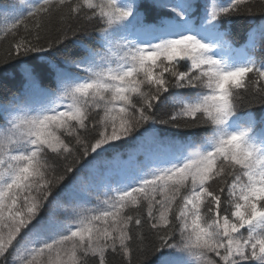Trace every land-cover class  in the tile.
Here are the masks:
<instances>
[{
	"label": "snow or ice",
	"instance_id": "snow-or-ice-1",
	"mask_svg": "<svg viewBox=\"0 0 264 264\" xmlns=\"http://www.w3.org/2000/svg\"><path fill=\"white\" fill-rule=\"evenodd\" d=\"M252 5L0 4V264H264Z\"/></svg>",
	"mask_w": 264,
	"mask_h": 264
},
{
	"label": "trees",
	"instance_id": "trees-1",
	"mask_svg": "<svg viewBox=\"0 0 264 264\" xmlns=\"http://www.w3.org/2000/svg\"><path fill=\"white\" fill-rule=\"evenodd\" d=\"M10 2H16L18 3L19 0H0V4H5V3H10ZM253 9L255 12L256 8H259L261 6H264V3H262V0H253ZM258 15V13H257ZM233 25H232V32L235 35L236 38L239 36H242L244 33L245 29L248 27V18L247 16H241V17H236L233 18ZM2 35V33H0ZM4 47V42L0 41V49ZM261 47H264V44H260L257 50V55L259 56V49ZM8 72H12L13 69H8ZM20 86V76L17 73L15 77L13 76H8L7 78L3 77L2 74H0V92H3V90L8 89L10 91H15L18 87ZM260 110L257 109V115H259Z\"/></svg>",
	"mask_w": 264,
	"mask_h": 264
},
{
	"label": "rangeland",
	"instance_id": "rangeland-1",
	"mask_svg": "<svg viewBox=\"0 0 264 264\" xmlns=\"http://www.w3.org/2000/svg\"><path fill=\"white\" fill-rule=\"evenodd\" d=\"M237 47H239V46H237Z\"/></svg>",
	"mask_w": 264,
	"mask_h": 264
}]
</instances>
